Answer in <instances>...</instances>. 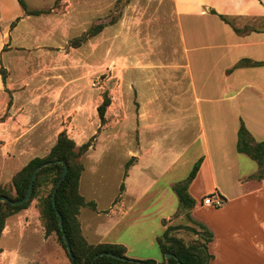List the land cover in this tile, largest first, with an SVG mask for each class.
<instances>
[{"label": "crops", "instance_id": "0c3cea01", "mask_svg": "<svg viewBox=\"0 0 264 264\" xmlns=\"http://www.w3.org/2000/svg\"><path fill=\"white\" fill-rule=\"evenodd\" d=\"M163 7L164 16L175 24V42L166 40L162 43H174V51L157 61L149 42L147 54L130 55V61L135 65L129 72L140 71V77L132 74L130 85L148 90L149 84L155 82L160 85L167 80V77H159L156 71L174 70L175 75L168 80H174L175 90H179L180 94L175 123L181 141L172 148L160 146L158 139L152 138L153 129L159 133L162 131L159 128L170 121L158 118L156 97L147 98L145 95L142 104V90H139L138 119L133 124L137 128L134 132L138 137V156L134 157L136 162L120 181L123 191H118L113 197L119 199L115 203L116 210L106 212L111 208L112 198L108 209L102 213L103 223L90 225L89 241L108 243L107 235L99 231L105 219H111L114 223L128 221L134 214L135 205L151 191L161 192L157 228L162 233L166 228L163 221L168 225H187V218L177 216L179 202L172 186L187 178L177 179V168L181 164L188 163L192 169L201 160L197 175L188 187V193L195 201L188 218L200 223L194 217V212L203 207L212 208L202 204L206 196L216 192L223 199V207L215 208L222 216L220 228L214 224H208L209 228L206 226L213 235L208 244V252L213 257L208 264H264V172L262 178L254 177L259 171L257 164L236 151L240 122L256 142L264 143V0H160L159 8ZM37 17L26 15L17 0H0V71L17 72L19 78L26 79L44 74L47 76L51 71L52 60H25L13 56L15 47L51 44L48 38L52 31L41 38V31L35 22ZM13 23L14 26H11ZM5 47L7 50H4ZM242 60L260 65H239ZM136 63L140 64L142 70L138 69L140 66ZM157 87L149 89L162 91ZM3 89L0 74V141L5 142V148L20 138L18 128L42 126L50 119L54 108L56 110L53 102L59 98V94L53 90L37 91L31 94L30 103L18 105L15 97L13 103L9 104ZM79 91L72 89L67 96L77 98ZM140 134L146 137L144 146L139 141ZM153 155L160 159V163L155 164V175L139 186L136 177L147 178L143 171H147L146 164ZM165 178L167 182L158 188L159 182ZM81 183L82 179L79 191ZM205 183L211 186L208 193L203 190ZM199 190L202 193L197 197ZM85 201H93L95 212L101 213L97 211L95 200ZM157 238L154 235L150 243L151 253L141 256L131 255L129 243L120 245L126 248L127 256L131 259L160 262L161 253L159 251L156 256L152 246ZM132 243L141 244L142 240L137 238Z\"/></svg>", "mask_w": 264, "mask_h": 264}, {"label": "rangeland", "instance_id": "374dc122", "mask_svg": "<svg viewBox=\"0 0 264 264\" xmlns=\"http://www.w3.org/2000/svg\"><path fill=\"white\" fill-rule=\"evenodd\" d=\"M23 1L30 11L45 12L38 15L35 22L41 31L40 37L44 38L46 33L51 34L52 31L50 38L53 40L48 38V42L51 43L48 46L15 47L13 56L25 60L47 59L53 63L47 76L44 74L34 79L19 78V73H7L4 69L2 76L5 79L3 89L5 96L9 104L13 103L15 97L18 105L30 103L31 94L34 92L36 94L37 91L53 90L59 94V98L53 102L56 110L54 108L51 118L42 126L18 128L20 138L12 144H7L5 148L3 147L5 142L0 141V186L14 195L11 186L14 175L32 158L45 157L61 132H65L78 147L89 143L88 151L81 158L86 170L81 175L80 194L86 200H95L97 211L101 213L89 207L82 208L78 221L87 243L99 244L90 242V225L103 223L102 213L108 209L110 200L118 191H123L118 190V186L124 178L125 164L133 160L136 162L134 157L138 156L136 152L138 137L134 132L137 128L133 124L138 119L139 90H142L140 98L142 104L145 95L147 98L156 97L155 109H159L158 118L171 122L160 127L159 130L162 128V131L159 133L153 129L152 138L158 139L160 146L167 145L172 148L181 141L179 128L175 123L180 94L179 90H175L174 80H168L175 75L174 70L156 71L159 77H167V80L160 85L155 82L149 84L148 90H143L142 86L139 89L136 85H130V81H133L132 74L140 77V71H134L132 74L129 72L135 65L130 61V55L147 54L149 42L157 61L163 59L170 51H174V43L162 41L175 42V24L172 19L164 16L165 7L159 8L160 0ZM99 25L104 26L100 33L81 42L79 47H74L78 38ZM136 65L140 66L138 63ZM138 69L142 70L141 66ZM94 80H98L99 86L93 87ZM155 87L162 88V91L150 90ZM72 89L80 90V96L68 97L67 92ZM105 96L110 104L105 112V123L101 125L97 108ZM140 135L139 141L141 146H144L143 140L146 137ZM157 163H160V159L153 155L146 164L147 171H143L147 178L136 177L137 185H143L147 179L150 181L152 175H155ZM190 169L188 163L181 164L177 168V179H185ZM167 180L165 178L160 181L158 188ZM210 187L206 183L203 185L205 193L211 191ZM201 193L199 190L196 196ZM160 194L159 191L149 192L135 205L134 214L128 221L114 223L111 219H105L99 231L107 235L106 242L129 243L132 256L150 254L149 247L154 235L159 237L162 234L157 228L160 215L157 209L162 201ZM118 201V197L113 198L111 208L106 212L116 210L115 203ZM189 212L178 208L177 216L187 218V225H178L197 228L194 225L195 221L188 218ZM97 216L100 217L96 218ZM194 217L208 228V224L219 227L222 222L221 213L213 208L198 209L194 212ZM90 220L96 222L89 223ZM175 236L185 242H192L198 238L188 229L176 232ZM137 238L141 239L142 243L134 245L132 241ZM152 246L157 256L159 250L156 241ZM0 264H71L58 237L54 233L45 236L44 223L36 200L27 209L5 220L0 238Z\"/></svg>", "mask_w": 264, "mask_h": 264}, {"label": "trees", "instance_id": "16d2710c", "mask_svg": "<svg viewBox=\"0 0 264 264\" xmlns=\"http://www.w3.org/2000/svg\"><path fill=\"white\" fill-rule=\"evenodd\" d=\"M17 1L26 15L38 16L45 13L43 11H30L23 0ZM11 26H14V23ZM103 27L99 25L90 29L76 40L77 42L74 44V47H79L81 42L95 37L103 30ZM246 64L260 65L259 63H251L249 60H242L239 63V65ZM3 70L1 69V76ZM2 80L4 83V76H2ZM109 104V99L105 96L102 104L97 108L101 125L105 123V112ZM89 147V143H85L79 147L76 146L75 142L65 132H61L58 134L50 152L45 157L32 158L14 175L11 182L14 195L0 186V197H7L8 199V202H0V238L5 227V220L27 209L36 200L44 223L45 236L54 233L67 252L63 239V234H65L72 252V259L67 253L71 264H90L93 258L99 254L114 255L118 259L103 255L99 256L93 264H165L164 256L167 253L174 255V258H170L169 264L209 263L213 256L208 252V244L212 241L213 235L206 226L198 222L194 223L197 227L194 228L181 225H168L166 221H163V225L166 228L156 240L162 257L160 262L131 259L127 256L126 248L120 244L99 243L94 245L87 243L81 233L78 215L82 208L89 207L93 210L96 208L95 203L93 201L86 202L79 191L80 179L84 171L81 158L88 151ZM236 151L237 153L246 155L257 164L259 171L254 177L262 178L264 172V143L256 142L242 122H240L237 131ZM134 162L135 160L125 164L123 177L127 175L128 168ZM43 164L47 165L40 167ZM200 164L201 160H198L193 165L187 178L172 186V191L177 196L181 209L190 210L195 205L194 199L188 193V187L197 175ZM64 165L67 166V172L64 179L57 186V182L63 174ZM37 167H40V169L32 182L29 200L23 204H12V202H20L25 198L31 183L32 173ZM122 189L123 185L120 186V190ZM57 212L62 219V229L59 226ZM186 229L193 231L198 238L192 242H185L175 236L176 232Z\"/></svg>", "mask_w": 264, "mask_h": 264}, {"label": "water", "instance_id": "95a60500", "mask_svg": "<svg viewBox=\"0 0 264 264\" xmlns=\"http://www.w3.org/2000/svg\"><path fill=\"white\" fill-rule=\"evenodd\" d=\"M46 165H47V164H43V165L40 166V167H44V166H46ZM40 167H37V168L33 171V173H32V176H31V183H30V185H29V187H28V191H27V194H26L25 198H24L22 201H20V202H12V204H14V205H16V204H23V203H25V202H27V201L29 200L30 195H31V190H32V182H33V180L35 179L36 173L38 172V170L40 169ZM66 172H67V166L64 165V171H63V174H62L61 178H60L59 181L57 182V186H59V184L61 183V181L64 179ZM54 193H55V191H54ZM0 202H8L7 197H0ZM57 217H58V221H59V226H60V228L62 229V228H63V223H62V219H61V217H60V215H59L58 212H57ZM63 239H64V242H65V245H66L67 253H68V255L70 256V258L72 259L71 248H70V246H69V243H68V241H67V239H66L65 234H63ZM103 255L110 256V257H112V258H116V259H118V258H117L116 256H114V255H110V254H99V255H97V256H95V257L93 258V260L90 262V264H93L94 261H95L99 256H103ZM170 258H174V255H172L171 253H167V254H165V256H164L165 264H169V260H170ZM139 263H141V262H139ZM141 264H145V263H141ZM180 264H181V263H180Z\"/></svg>", "mask_w": 264, "mask_h": 264}, {"label": "built area", "instance_id": "2783aa9c", "mask_svg": "<svg viewBox=\"0 0 264 264\" xmlns=\"http://www.w3.org/2000/svg\"><path fill=\"white\" fill-rule=\"evenodd\" d=\"M92 85H93V87L99 86L98 80H94L92 82ZM202 204L205 206L217 209L223 205V200L216 192H214V193L206 196L205 198H203Z\"/></svg>", "mask_w": 264, "mask_h": 264}]
</instances>
